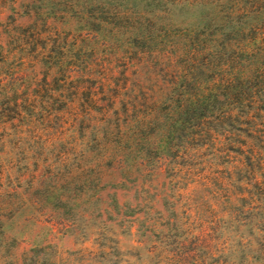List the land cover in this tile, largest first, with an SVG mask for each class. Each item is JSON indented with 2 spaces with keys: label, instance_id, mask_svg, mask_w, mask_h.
Here are the masks:
<instances>
[{
  "label": "trees",
  "instance_id": "trees-1",
  "mask_svg": "<svg viewBox=\"0 0 264 264\" xmlns=\"http://www.w3.org/2000/svg\"><path fill=\"white\" fill-rule=\"evenodd\" d=\"M8 1L0 264H51L6 228L39 204L139 264H264V0Z\"/></svg>",
  "mask_w": 264,
  "mask_h": 264
},
{
  "label": "rangeland",
  "instance_id": "rangeland-1",
  "mask_svg": "<svg viewBox=\"0 0 264 264\" xmlns=\"http://www.w3.org/2000/svg\"><path fill=\"white\" fill-rule=\"evenodd\" d=\"M9 4L8 0H3V2L1 0L0 12L8 10ZM165 184L167 185L165 178L159 174L151 180L153 192H157ZM102 197L103 201L100 204L103 206L106 196L102 194ZM51 214H53L51 211L44 209L42 204H39L25 208L15 216L6 219L7 232L9 235H13L18 243V246L13 249L14 253H19L23 248L32 244L49 242L55 250L48 252L45 257L46 261L51 262V264H126V261L129 264H139L140 258H145L148 255L142 249L140 250V258L126 254V250L135 244L133 239L136 237L120 233L118 227H114L113 234L118 251L110 250V248L102 249V251L97 250L95 243H93V231L88 220H79L74 225L75 231L64 232V229L57 223V217ZM78 227L79 229L84 228V232ZM81 234L83 235L81 236ZM104 242L105 244H112L108 240Z\"/></svg>",
  "mask_w": 264,
  "mask_h": 264
}]
</instances>
